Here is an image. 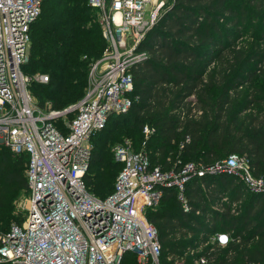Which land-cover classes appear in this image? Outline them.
<instances>
[{
  "label": "trees",
  "instance_id": "1",
  "mask_svg": "<svg viewBox=\"0 0 264 264\" xmlns=\"http://www.w3.org/2000/svg\"><path fill=\"white\" fill-rule=\"evenodd\" d=\"M107 48L99 12L88 0H42L22 68L31 78L49 77L30 85L39 106L61 112L81 101L91 66ZM141 48L147 59L133 71L131 110L113 116L92 139L88 191L101 200L114 193L123 164L112 149L126 140L165 171L237 155L264 179V0H171ZM68 116L72 121L76 114L56 123L62 131ZM146 127L154 133L147 136ZM28 163V155L0 147L1 232L24 223L14 211L29 192ZM185 198L189 211L178 190L167 189L147 212L162 264H194L201 257L206 264H264V195L225 174L192 180ZM219 233L230 236L225 247L211 241ZM132 257L126 259L136 264Z\"/></svg>",
  "mask_w": 264,
  "mask_h": 264
},
{
  "label": "built area",
  "instance_id": "2",
  "mask_svg": "<svg viewBox=\"0 0 264 264\" xmlns=\"http://www.w3.org/2000/svg\"><path fill=\"white\" fill-rule=\"evenodd\" d=\"M156 1L88 0L99 12L108 48L91 66L83 99L60 112L51 104L41 108L30 92L32 82L48 83L49 77L31 78L22 70L42 0H0V144L28 155L30 193L24 223L0 231V264H130L126 256L136 264H162L158 232L147 212L159 206L167 189L178 190L185 211L190 210L185 186L194 179L236 175L264 195V179L252 175L243 157L165 171L152 166L145 150H133L129 140L113 150L123 164L114 193L101 200L88 191L92 139L133 106V71L147 59L142 44L165 6ZM73 112L75 119L59 129L57 121ZM144 132L149 136L154 129ZM229 238L219 233L211 241L225 247ZM206 263L201 257L194 264Z\"/></svg>",
  "mask_w": 264,
  "mask_h": 264
},
{
  "label": "rangeland",
  "instance_id": "3",
  "mask_svg": "<svg viewBox=\"0 0 264 264\" xmlns=\"http://www.w3.org/2000/svg\"><path fill=\"white\" fill-rule=\"evenodd\" d=\"M157 2H164V5L166 4H169L171 2V0H157ZM165 8V6L163 7V9ZM31 49V47H30ZM67 121H70L71 118L68 116L66 118ZM148 139V137L146 138ZM143 145V144H142ZM0 147L2 148H6L4 145L0 144ZM8 149V148H6ZM9 150V149H8ZM133 150L136 151V149L133 147ZM113 151V149H112ZM187 164V163H186ZM184 164V165H186ZM183 165V166H184ZM29 197H30V193L27 192V193H22L19 198L15 201V211L14 213L17 215V216H22L24 217V220H25V216L27 214V205H28V201H29ZM23 224V223H22ZM13 225H21L18 221H14L8 228H11Z\"/></svg>",
  "mask_w": 264,
  "mask_h": 264
},
{
  "label": "clouds",
  "instance_id": "4",
  "mask_svg": "<svg viewBox=\"0 0 264 264\" xmlns=\"http://www.w3.org/2000/svg\"><path fill=\"white\" fill-rule=\"evenodd\" d=\"M226 239V238H225Z\"/></svg>",
  "mask_w": 264,
  "mask_h": 264
}]
</instances>
